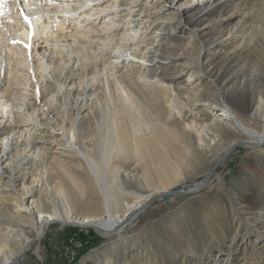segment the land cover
<instances>
[{"label": "bare ground", "instance_id": "6f19581e", "mask_svg": "<svg viewBox=\"0 0 264 264\" xmlns=\"http://www.w3.org/2000/svg\"><path fill=\"white\" fill-rule=\"evenodd\" d=\"M259 1L0 0V264H16L50 223L115 239L149 200L195 188L179 183L187 155L211 162L239 141L264 144L263 78L239 70V90H220L222 73L205 78L203 62L220 43L231 49L222 72L238 52L264 58ZM202 84L215 94L203 98ZM18 185L26 190L16 194ZM233 202L245 232L264 243L262 196ZM222 229L219 245L230 235ZM253 249L250 264L260 261Z\"/></svg>", "mask_w": 264, "mask_h": 264}, {"label": "rangeland", "instance_id": "374dc122", "mask_svg": "<svg viewBox=\"0 0 264 264\" xmlns=\"http://www.w3.org/2000/svg\"><path fill=\"white\" fill-rule=\"evenodd\" d=\"M249 2L254 8H259V0H249ZM204 23L198 22L195 29H202ZM184 32L180 30L179 33L184 34ZM173 36L177 43H182L184 40L176 33ZM224 45L220 43L217 48L208 50L203 55L205 68L209 70L205 78L211 80L215 74L222 73L218 80L220 90L232 86L231 89L234 91L239 90L236 87L241 79L236 77L239 70H242L243 76L253 78L256 82H262L261 77L264 81V61H262L264 58H260L263 53L258 56L248 52H238L232 60H228L229 64L224 65L225 70L220 71L223 58L231 50ZM246 59L249 63L241 66ZM179 83V86L184 85L185 80ZM248 85L249 88L255 87L249 83ZM209 87L208 84L199 86L200 95L205 94L203 98L208 96L206 93L215 94ZM248 87L245 90L249 92ZM261 89L264 92V86ZM209 99L212 101L211 98ZM202 114L204 113L201 112V118ZM246 118L253 119L251 124L255 128L264 127L262 121L251 114V111L246 112ZM255 120L258 124L254 125ZM60 131L56 130L57 133ZM57 138L53 137V139ZM243 143L247 142L239 141L231 148L222 147L221 149L224 150L211 162L207 161L208 158L200 159L191 154L187 155L179 177L180 185L197 187L208 175L206 182L204 181L203 185L195 190L185 192L186 189L180 188L178 193L161 194L149 200L140 210L139 216L135 220L130 219L129 225L119 233L117 238L100 236L91 228L94 226L77 227L63 226L58 222L50 223L41 238L24 252L20 264H61V262L65 264V261H67L66 264H97L96 261L100 257L112 258L113 264H250L251 257L255 256L253 245L259 249L257 251H260V261L256 264H264V243L259 241L255 233L245 232L240 224L242 220H237L232 211L234 207L239 206L233 204V198H236L239 203H244L250 197L260 194L264 201V144L252 148L241 146ZM53 144L57 143L54 141ZM220 144H223V141H220ZM57 147V151L54 152L55 149H53L52 153H58L60 147ZM56 164H60L59 168L64 171L65 167L62 166L61 160L55 162L54 169L57 167ZM53 183L54 181L51 185ZM24 189L18 185L16 194ZM129 189L131 190V187ZM132 190L135 191L121 196V199L131 202L135 197L134 193L142 195L148 193L147 187L142 190L144 192L135 188ZM13 206L16 208L15 203ZM123 209V207L120 209L119 214L124 211ZM87 210L82 204L78 211L86 212ZM222 227L230 235L219 245L217 236L221 234L219 232L223 230ZM87 233L89 242H83L82 246L76 249H74V243L67 239L70 236L79 239L78 236ZM232 236L235 238L234 241L230 240ZM90 242L93 243L91 247L88 246ZM84 247L81 253L80 250ZM63 250L69 252H63ZM59 252L62 253V258L59 257ZM78 252H80L79 255ZM71 257L74 259L71 260Z\"/></svg>", "mask_w": 264, "mask_h": 264}, {"label": "built area", "instance_id": "2783aa9c", "mask_svg": "<svg viewBox=\"0 0 264 264\" xmlns=\"http://www.w3.org/2000/svg\"><path fill=\"white\" fill-rule=\"evenodd\" d=\"M67 239H69V241H71V242L74 243V249L79 248V247L82 246L83 241L80 240V239H77V238L74 237V236H70V237L67 238ZM63 252H69V251H67V250H63ZM59 253H60V252H59ZM59 257L62 258V253L59 254ZM66 263H67V261H65V264H66Z\"/></svg>", "mask_w": 264, "mask_h": 264}, {"label": "water", "instance_id": "95a60500", "mask_svg": "<svg viewBox=\"0 0 264 264\" xmlns=\"http://www.w3.org/2000/svg\"><path fill=\"white\" fill-rule=\"evenodd\" d=\"M214 169V168H213ZM207 176L208 175H206L205 177H204V179L201 181V183H200V185L199 186H197V187H195L194 189H190L189 191H191V190H195V189H198L200 186H202L203 185V183H204V181L206 180V178H207ZM185 191H188V190H185ZM171 193V192H170ZM169 193V194H170ZM172 193H178L177 192V190H174V192H172ZM91 228H93L100 236H106V235H103V233H101L100 231H97V229L95 228V227H91ZM116 230V229H115ZM44 232V231H43ZM43 232H42V234H43ZM113 233V232H112ZM111 233V234H112ZM42 234H40V237L42 236ZM17 263L16 264H20V262H21V260L20 261H16Z\"/></svg>", "mask_w": 264, "mask_h": 264}, {"label": "trees", "instance_id": "16d2710c", "mask_svg": "<svg viewBox=\"0 0 264 264\" xmlns=\"http://www.w3.org/2000/svg\"><path fill=\"white\" fill-rule=\"evenodd\" d=\"M69 235H70V234H69ZM87 235H88V233H87V234H83L82 236H78V238H79L80 240H82L83 242H89L88 239H87V237H86ZM67 237H68V236H67ZM64 239H66V238H64ZM92 244H93V243L90 242V243L88 244V246L91 247ZM82 249H83V250H82ZM84 249H85V247H84V248H81L82 251L80 250V252L82 253V252L84 251ZM80 252H78V255H79ZM61 264H64V263L61 262Z\"/></svg>", "mask_w": 264, "mask_h": 264}, {"label": "snow or ice", "instance_id": "6c2138e0", "mask_svg": "<svg viewBox=\"0 0 264 264\" xmlns=\"http://www.w3.org/2000/svg\"><path fill=\"white\" fill-rule=\"evenodd\" d=\"M49 2H52V0H49ZM22 18H24L25 21L27 22V17H22Z\"/></svg>", "mask_w": 264, "mask_h": 264}]
</instances>
